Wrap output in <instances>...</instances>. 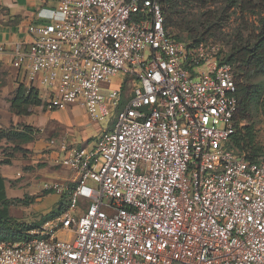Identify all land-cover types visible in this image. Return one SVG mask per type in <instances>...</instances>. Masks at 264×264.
Segmentation results:
<instances>
[{
    "label": "built area",
    "instance_id": "built-area-1",
    "mask_svg": "<svg viewBox=\"0 0 264 264\" xmlns=\"http://www.w3.org/2000/svg\"><path fill=\"white\" fill-rule=\"evenodd\" d=\"M164 1L44 0L27 38L0 45L49 110L105 125L93 147L48 143L69 209L1 241L0 264H264V158L229 146L236 68L220 44L171 34Z\"/></svg>",
    "mask_w": 264,
    "mask_h": 264
},
{
    "label": "rangeland",
    "instance_id": "rangeland-1",
    "mask_svg": "<svg viewBox=\"0 0 264 264\" xmlns=\"http://www.w3.org/2000/svg\"><path fill=\"white\" fill-rule=\"evenodd\" d=\"M28 1L30 0H27V3ZM18 4L21 6L23 2ZM15 5V0H0V20H3V17H14ZM35 6L36 10L41 8L39 2ZM56 6L55 2L50 4L51 8ZM168 10L167 27L171 34L184 41L197 42L206 39L220 44L224 54L227 55L241 43L254 44L260 34L261 21L264 19V12L243 11L240 5L232 6L228 0L216 4H205L196 0H174ZM4 33H10V30L0 28V34L4 35ZM22 33L19 37L24 35L26 38L27 33ZM124 80L125 75L119 73L111 79L112 87L121 85ZM22 81V73H19L9 62L0 59V129L6 130L0 135V153L3 160L11 162L10 165L1 166L0 173L6 179L8 195L11 198H18L10 204L11 221L5 228L0 229V235L5 236L2 241L10 243L22 242L32 234L41 233L44 227H52L69 209L71 189L64 187L62 191H59L54 188L55 184L67 181L69 172L56 162L55 156L51 157L53 150L48 149L47 145L52 139H58L59 136L67 135V133L55 131L47 135L48 128L38 124L41 113L49 112V109L43 104L40 106L28 104L23 108L31 115L27 118L22 117L18 124L13 121L11 102ZM249 82L257 87V99L251 109L252 126L257 136L258 146L264 149V69L252 74ZM42 94L45 97V93L42 92ZM72 109L63 111V114L65 119L70 118L73 122L78 139L73 140L80 143L78 144L80 147H93L105 125H94L84 117L83 109ZM67 114L68 117H66ZM246 125L248 124H240V126ZM23 126L30 127L31 131L27 132L32 137V142H46V147L41 153L48 156L46 162L32 163L38 153L30 148L31 145H26L23 138L16 135V132L23 130ZM80 133L90 140L82 141ZM260 158H264V155ZM45 189L55 194V201L47 198L31 201L32 196L40 194ZM57 237L65 241L74 239L73 234L68 232H61L57 234Z\"/></svg>",
    "mask_w": 264,
    "mask_h": 264
},
{
    "label": "trees",
    "instance_id": "trees-1",
    "mask_svg": "<svg viewBox=\"0 0 264 264\" xmlns=\"http://www.w3.org/2000/svg\"><path fill=\"white\" fill-rule=\"evenodd\" d=\"M174 0H165L163 3L164 15L166 18V28L169 12L168 7ZM200 3L205 4H216L227 0H196ZM232 3V6H239L243 11L255 12L260 10L264 12V0H228ZM170 32V31H169ZM177 39L184 41L183 39ZM207 41L206 39L199 40L197 42ZM190 42V41H186ZM224 60L233 64L236 68L235 77L237 85V98L239 101V110L236 115L237 130L232 136L229 146L233 148L238 154L245 155L248 159L258 160L264 155V149L260 148L257 144V136L252 126V104L257 99L256 86L249 82V78L255 72L264 69V19L261 21L260 34L254 44L241 43L240 45L233 48L230 54H224ZM28 104L33 105H44L40 93L34 87H29L25 84L19 85L16 91V95L11 102L13 111L18 116L29 117L30 112L24 110V106ZM241 123H247L246 126H240ZM6 130L0 129V135ZM31 131L29 126H23V130L16 132L19 137L24 139V143H31L32 137L29 136L28 132ZM1 152V151H0ZM10 160H3L0 153V169L3 165H10ZM51 190H44L38 195L32 196L31 201L35 202L38 199L46 197L52 194ZM9 200L7 195L6 179L1 176L0 173V229L5 228L12 219L10 215V204L13 201ZM53 216L55 215L52 214ZM52 215L50 217H52ZM30 229V228H29ZM5 238L4 235H0V242Z\"/></svg>",
    "mask_w": 264,
    "mask_h": 264
},
{
    "label": "crops",
    "instance_id": "crops-1",
    "mask_svg": "<svg viewBox=\"0 0 264 264\" xmlns=\"http://www.w3.org/2000/svg\"><path fill=\"white\" fill-rule=\"evenodd\" d=\"M20 2H23V4L21 6H19V4H18ZM28 2L29 3H27V0H15L16 5H15L14 9H15L16 14H14V17H12V18L9 16L3 17V20H0V28H5V29L7 28V30H10V33H4V35L0 34V45H5L9 49H13L15 44H17L20 40L25 39L24 35L21 37H19V35L22 32L23 33L26 32L29 25L38 24L41 22V20L38 18V12L41 10L42 7H44V4H45L44 0H30ZM37 2H39L41 4V8H39V10H36V8H35L36 7L35 5ZM51 3L52 2L49 3L48 7H50ZM0 59L8 62V58L6 56L0 55ZM71 108H73V109L78 108L80 110L83 109L84 110V117L89 119L94 125L98 126L97 123H95L91 120L87 110L79 104L68 105L65 108L49 110V112H43V113H41V116L38 118V124L48 128V130L46 132L47 135H50L55 131L66 132L68 136L67 135H64V136L61 135L58 138H66L67 140H69L70 142H72L78 146V144L80 145V143L73 140L75 138L77 139L76 132L74 130L73 122L70 120V118L65 119L64 114H63V111L67 112ZM11 114L14 117L13 121L15 122V124L20 123L22 117L27 118L26 116H18L14 111H12ZM66 117H68V114L66 115ZM17 121H19V122H17ZM80 134L82 137L81 138L82 141L88 142V140H90V138L88 139L87 136L83 137V134L82 133H80ZM26 145H28V146L31 145L30 148L35 149L36 153H38L35 156L32 163H36L39 161L46 162L48 156L46 154H41L46 147L45 141L31 142V143H28ZM54 156L56 158L55 153H52L51 157H54ZM7 195H8V193H7ZM45 198H47L48 200L50 199L51 201L56 200L55 194H53V193L49 194L46 197H43L41 199H45ZM8 199L12 200L15 198H11L8 195ZM10 215H11V209H10Z\"/></svg>",
    "mask_w": 264,
    "mask_h": 264
}]
</instances>
